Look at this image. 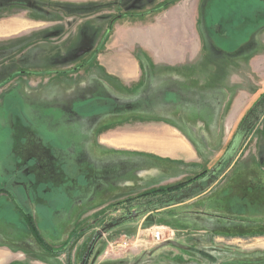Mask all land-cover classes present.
Masks as SVG:
<instances>
[{"label": "rangeland", "instance_id": "obj_1", "mask_svg": "<svg viewBox=\"0 0 264 264\" xmlns=\"http://www.w3.org/2000/svg\"><path fill=\"white\" fill-rule=\"evenodd\" d=\"M65 1L75 4L67 8L76 19L59 34L55 22L65 17L61 5ZM146 1L121 0L118 4L125 15L119 20L129 22L133 18L129 13L151 11L146 7L154 2L144 7ZM94 2L0 0V34L21 20L30 23L23 33L0 35V256L13 254L7 264H39L19 258L35 252L26 248L30 244L36 247L38 260L46 258L40 255L44 252L61 257L63 264H80L94 236L106 225L116 224L99 239L88 264H155L152 254L176 239L195 246L191 252L181 251L180 256H188L186 264H264V106L247 117L244 127L249 133L234 160L218 178L197 185L224 156L242 119L262 96L253 95L252 103L236 105L234 131L221 144L219 159L213 166L209 162L205 174L186 181L176 205L142 214L167 194L138 196L160 184L149 170L167 163L141 151L102 153L99 143L93 144L87 134L99 123L98 110L105 105L85 102L81 95L73 99L72 92L59 84L67 69H78L93 59V53L86 57L89 49L101 42L102 34L89 22L97 27L108 24L111 14L103 13L105 4ZM45 3L56 7L46 8ZM112 11L116 17V7ZM42 20L49 23L40 27L37 23ZM43 27L45 35L35 30ZM59 52L67 56L59 57ZM254 90L253 84L251 93ZM153 103L139 100L135 112L109 118L104 125L122 128L123 120L133 116L139 119L131 122L133 126L149 127L142 120L156 119L163 107ZM115 109L123 112L124 107ZM88 116L93 120L87 121ZM21 130L24 136H19ZM137 178L150 184L135 185ZM120 180L123 191L116 189ZM73 204L75 225L69 233L61 232L67 225L54 224L53 215L70 211ZM135 213L139 215L129 220ZM32 228L41 235L44 247ZM159 228L165 241L156 244L152 231ZM182 228L194 229L186 233Z\"/></svg>", "mask_w": 264, "mask_h": 264}, {"label": "crops", "instance_id": "obj_2", "mask_svg": "<svg viewBox=\"0 0 264 264\" xmlns=\"http://www.w3.org/2000/svg\"><path fill=\"white\" fill-rule=\"evenodd\" d=\"M88 1L105 4L103 13L114 15L112 9L121 0ZM151 1L154 3L146 7L151 11H140L141 14L133 15L129 22L122 23L119 19L123 16L112 22L111 15L108 24L98 27L90 21V27L102 34L100 40L112 25L106 44L102 49H95L99 43L94 49L90 48V55L86 57L93 53V59L78 69H67L59 84L67 93L72 92L73 99L81 95L85 102L105 105L98 110L99 123L87 134L93 144L99 143L102 153L141 151L152 153V157L167 163L162 168L149 170L155 182H160L155 187H160L196 177L209 168V162L213 166L219 159L221 144L226 143L234 130L236 105L252 103L253 95L263 96L264 0H177L161 9L159 7L167 0H148L143 6ZM68 2L62 3L73 4ZM64 16L55 22L59 25V34L68 31L70 21L76 19L74 12L71 17ZM47 23L42 20L37 24L41 27ZM29 24L21 20L14 27L3 28L0 35L23 33ZM35 30L45 35L44 27ZM60 55L67 56V52H59ZM253 84L255 93H251ZM142 99L163 106L156 119L142 120L147 121L149 127L133 126L131 122L139 120L133 116L123 120L122 128L111 129L104 125L109 118L124 117L129 110L135 112ZM229 105L232 108L226 112L224 107ZM116 106H123V112L115 109ZM86 120L93 119L88 116ZM18 132L19 136H24L23 130ZM68 149L74 152L73 148ZM137 179L135 185L150 184L143 178ZM117 186H120L117 190L123 191L122 180ZM74 216L75 204L70 211L54 213L52 222H65L67 226H63L61 232L69 233L75 225ZM182 229L192 233L194 228ZM178 241L174 240L182 248L169 243L163 245L152 254V263L189 262L188 256H180L181 251L191 252L195 246ZM29 245L26 248L35 252H25L19 258L39 264H63L61 257L44 252L38 255L46 258L36 259V247ZM11 255L0 256V264L4 261L3 264H7L14 258ZM157 258L161 261H156Z\"/></svg>", "mask_w": 264, "mask_h": 264}, {"label": "water", "instance_id": "obj_3", "mask_svg": "<svg viewBox=\"0 0 264 264\" xmlns=\"http://www.w3.org/2000/svg\"><path fill=\"white\" fill-rule=\"evenodd\" d=\"M246 124V121L245 123ZM245 125H243L240 130L238 131V133L236 134L230 148L228 149V151L226 152V154L224 155V157L219 161V163L199 182H197L198 186H202L203 184H205L206 182H209L210 180L214 179V178H218V176L220 175V173L223 171V169L225 168L226 165L229 164V162H231L232 160H234V158L237 156L238 151L240 149V147L242 146V144H244V141L249 133L248 128L244 127ZM186 197V196H185ZM179 202V201H178ZM177 202V203H178ZM162 206L158 205L155 207H151L148 208L146 210L141 211L142 214H147L150 213L152 211H157L158 209H161ZM139 214L135 213L133 215H131L129 217V220L137 217ZM116 224H112V225H106L104 228H102L93 238V240L91 241L86 253L84 254L82 261L80 264H88L91 258V255L94 252V249L96 247L97 242L99 241V239L107 232L109 231L111 226H115ZM170 245H173L175 247H179L182 248L183 246H181L180 244H178L177 242L174 241H169L168 242Z\"/></svg>", "mask_w": 264, "mask_h": 264}, {"label": "trees", "instance_id": "obj_4", "mask_svg": "<svg viewBox=\"0 0 264 264\" xmlns=\"http://www.w3.org/2000/svg\"><path fill=\"white\" fill-rule=\"evenodd\" d=\"M177 0H167L164 4H162V7L161 8H164L166 7L167 5L171 4V3H174L176 2ZM159 8V9H161ZM108 34V35H107ZM107 34L103 35L104 37L101 39V42L100 44L98 45L97 49H101L102 46L104 47V45L106 44V41L109 37V33L107 32ZM34 75V73H32ZM57 74H61V73H57ZM263 102H264V94L262 96V98L253 105V107L249 110L248 114L245 115V117L242 119V122L240 124V127L238 129V131L240 130V128L244 125L245 121H247V117L254 112V110L260 108V106H263ZM234 131V130H233ZM237 131V133H238ZM236 133V134H237ZM233 134V132H232ZM231 134V135H232ZM235 134V136H236ZM234 136V138H235ZM233 138V140H234ZM232 140V142H233ZM231 142V144H232ZM231 144L229 145L228 149L230 148ZM228 149L226 150V152L228 151ZM225 152V154H226ZM224 154V155H225ZM224 156H222L223 158ZM221 158V159H222ZM220 159V160H221ZM219 160V161H220ZM219 163V162H218ZM217 163V164H218ZM216 164V165H217ZM206 173V171H204ZM201 173L199 176H197L195 179H197L198 177H200L202 174H205V173ZM209 173V172H208ZM206 173V175L208 174ZM193 180H190V181H187V182H191ZM187 182H183V183H177L175 185H166V186H160V187H156V188H153L151 190H149L148 192H145V193H142L141 195H138L139 197H146V196H150V195H155V194H158V193H166L167 194L165 195L164 198H162L160 201H158L157 203H154V205H151L149 206L148 208H151V207H155V206H158V205H161L162 208L161 209H164V208H169L173 205H176L178 200L182 197L183 195V189H181L184 185H186ZM137 196V197H138ZM138 197V198H139ZM147 208V209H148ZM161 209H158V210H161ZM35 227V226H34ZM32 231L34 232V237L36 238V240L44 247V243H43V239L41 237V235L38 233L37 229L36 228H32Z\"/></svg>", "mask_w": 264, "mask_h": 264}, {"label": "flooded vegetation", "instance_id": "obj_5", "mask_svg": "<svg viewBox=\"0 0 264 264\" xmlns=\"http://www.w3.org/2000/svg\"><path fill=\"white\" fill-rule=\"evenodd\" d=\"M45 5V7L46 8H49L50 9V7H52V8H55L56 6H52V5H54V4H52V5H49V4H44ZM61 5H63V6H65V9H66V11H63V13H66V14H63V15H68V16H70L71 15V13H68L69 11H68V8L67 7H73V6H75V4H63V3H61ZM116 7V9H117V11L115 12V14H117V16L116 17H113V18H111V21L113 22L115 19H117V18H120V17H122V16H124L125 14H123L124 12L122 11V7L118 4V5H116L115 6ZM63 8V7H62ZM102 9H104V8H102ZM131 16H133V15H137V14H133V13H129ZM141 14V13H140ZM108 33H109V31H108ZM106 34H107V32H106ZM110 34V33H109ZM108 35V34H107ZM263 106H264V102H263ZM263 106H260V108H258L257 110H262V107ZM257 110L255 111V113L257 112ZM27 163V162H26Z\"/></svg>", "mask_w": 264, "mask_h": 264}, {"label": "built area", "instance_id": "obj_6", "mask_svg": "<svg viewBox=\"0 0 264 264\" xmlns=\"http://www.w3.org/2000/svg\"><path fill=\"white\" fill-rule=\"evenodd\" d=\"M163 232H164V231L161 230L160 228L152 231L153 241H154L156 244L164 243L165 240H164V238H163Z\"/></svg>", "mask_w": 264, "mask_h": 264}]
</instances>
